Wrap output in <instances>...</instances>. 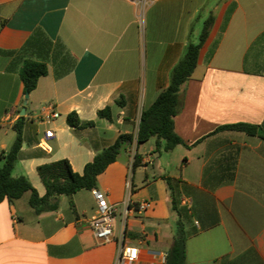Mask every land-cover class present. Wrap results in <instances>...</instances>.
Instances as JSON below:
<instances>
[{"label":"crops","instance_id":"obj_1","mask_svg":"<svg viewBox=\"0 0 264 264\" xmlns=\"http://www.w3.org/2000/svg\"><path fill=\"white\" fill-rule=\"evenodd\" d=\"M211 15L214 25L174 118L185 144L169 153L156 151L155 138L139 148L124 145L97 188L73 196L74 210L68 197L42 214L29 205L30 193L2 202L0 264H117L122 239L139 249L129 264H166L179 220L187 264H264V140L220 130L264 124V0H0V51L11 53L0 54V153L11 148L14 125L24 117L26 142L15 177L27 176L43 197L40 166L66 159L83 174L121 134H137L142 112L169 85L194 41L197 21ZM39 30L61 41L76 66L57 79L47 61L48 75L25 106L20 70L44 54L24 48ZM49 105L59 118H50ZM107 107L111 120L98 115ZM71 113L94 125L70 127ZM136 154L142 165L134 170ZM165 177L172 179L178 213ZM94 191L111 204L128 197L152 208L130 213L125 226L119 211L114 241L100 243L88 224L97 209Z\"/></svg>","mask_w":264,"mask_h":264},{"label":"trees","instance_id":"obj_2","mask_svg":"<svg viewBox=\"0 0 264 264\" xmlns=\"http://www.w3.org/2000/svg\"><path fill=\"white\" fill-rule=\"evenodd\" d=\"M214 16L205 20L198 42L189 41L185 53L177 65L172 69L169 85L164 88L154 104L144 110L140 117L138 132L121 134L116 142L97 153L93 160L84 169L83 174L74 172L69 160L42 165L38 173L46 194L40 197L27 176L13 175L17 163L23 157V145L26 142L24 130L26 121L21 117L14 125L16 139L7 151L0 153V204L4 201L14 203L25 194L30 193L29 205L37 214L53 212L59 208L60 197L70 198V206L74 210L73 196L82 190L93 191L98 186V178L107 168L118 160L126 144H136L137 148L151 139H156V151L169 153L177 145L185 144L176 134L174 118L182 108L181 89L193 75L199 61L203 45L206 43L214 25ZM264 41V36L259 38ZM35 49L44 54L43 61L27 60L20 70V78L25 86V93L30 94L38 85L39 79L48 75L47 61L55 67V77L61 79L71 73L76 66V59L61 42H52L42 31H37L26 43L24 50ZM0 54L11 55L0 51ZM99 117L111 120L109 107L99 111ZM67 122L74 129L92 127L94 123H81L76 113H71ZM220 130H230L246 133L249 136H258L264 140V124L255 126L250 124H235L224 126ZM142 165V157L136 154L133 169ZM165 181L172 195V210L178 211V202L173 193V182L170 177ZM166 264H187V233L182 221H178L175 230L174 242L166 257Z\"/></svg>","mask_w":264,"mask_h":264},{"label":"built area","instance_id":"obj_3","mask_svg":"<svg viewBox=\"0 0 264 264\" xmlns=\"http://www.w3.org/2000/svg\"><path fill=\"white\" fill-rule=\"evenodd\" d=\"M47 109L51 111V119H57L60 117V114L55 111L53 105L47 106ZM46 136L52 137L53 132H47ZM94 194L97 200V209L94 216L88 220V224L92 229L94 236L100 243H110L114 241L116 217L119 211L122 212L123 223L125 226L130 213L145 211L152 208V203L148 201L139 204H132L127 197L121 204H111L103 193L94 191ZM138 257L139 249L137 247L126 245L124 239H122L119 243L117 264L134 263L138 260ZM166 257L167 255H165V259Z\"/></svg>","mask_w":264,"mask_h":264},{"label":"rangeland","instance_id":"obj_4","mask_svg":"<svg viewBox=\"0 0 264 264\" xmlns=\"http://www.w3.org/2000/svg\"><path fill=\"white\" fill-rule=\"evenodd\" d=\"M203 25L204 24L200 20L197 21L196 26H195L196 32L194 33L195 34V36H194L195 37V39H194L195 42H198V38H199V35L202 32Z\"/></svg>","mask_w":264,"mask_h":264},{"label":"water","instance_id":"obj_5","mask_svg":"<svg viewBox=\"0 0 264 264\" xmlns=\"http://www.w3.org/2000/svg\"><path fill=\"white\" fill-rule=\"evenodd\" d=\"M25 98H26V101H25V106H26L27 105V100L29 98V94H26L25 95ZM24 113H25V108H24V111H23V114L22 115H24Z\"/></svg>","mask_w":264,"mask_h":264}]
</instances>
